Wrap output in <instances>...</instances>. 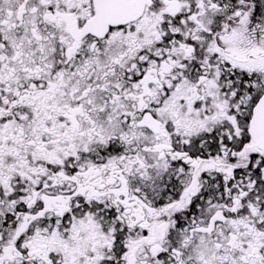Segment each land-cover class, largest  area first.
I'll return each instance as SVG.
<instances>
[{"label":"snow or ice","instance_id":"1","mask_svg":"<svg viewBox=\"0 0 264 264\" xmlns=\"http://www.w3.org/2000/svg\"><path fill=\"white\" fill-rule=\"evenodd\" d=\"M0 264H264V0H0Z\"/></svg>","mask_w":264,"mask_h":264}]
</instances>
